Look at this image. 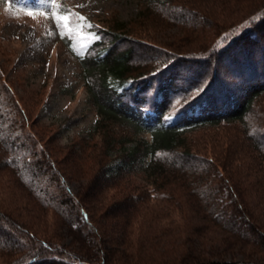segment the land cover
I'll return each mask as SVG.
<instances>
[{"label":"rangeland","instance_id":"374dc122","mask_svg":"<svg viewBox=\"0 0 264 264\" xmlns=\"http://www.w3.org/2000/svg\"><path fill=\"white\" fill-rule=\"evenodd\" d=\"M39 1L13 7L10 0H0V112L13 118L3 127L12 132L22 127L35 143L33 150L45 159L50 155L70 192L97 222L96 229L108 223L102 230L106 248L98 243L102 256L101 249L97 254L92 247L101 228L87 234L89 242L58 212L39 204L3 165L1 145L0 215L20 224L32 242L44 240L99 263L103 259L106 264L264 262V156L238 125L217 124L183 133L178 147L210 163V171L217 174L208 175L212 183L228 186L229 197L238 205L236 219L246 228L244 237L212 219L190 193V177L201 174L188 178L157 169L150 175L133 168L113 173L112 178L104 175L108 162L126 159L135 141H149L150 136L135 133L119 120L97 117L72 55L95 40L97 33H122L133 41L136 57L143 59L149 53L155 57L157 61L136 68L152 75L210 44L220 30L257 10L259 0H173L192 10L200 21L197 27L168 22L143 0ZM182 102L173 96L165 118L168 124L175 121ZM257 104L264 110V94ZM132 195L139 198L135 209L129 206ZM121 214L125 224L116 223ZM143 240L159 244L141 249ZM14 255L0 249V264Z\"/></svg>","mask_w":264,"mask_h":264},{"label":"trees","instance_id":"16d2710c","mask_svg":"<svg viewBox=\"0 0 264 264\" xmlns=\"http://www.w3.org/2000/svg\"><path fill=\"white\" fill-rule=\"evenodd\" d=\"M10 1L13 7L34 5L36 1L40 3L39 0ZM143 1L168 22L192 23L195 27L200 24L190 8L174 4L173 0ZM258 5L257 10L241 18L237 24L220 30L210 44L185 53L155 75L136 69L157 60H153L155 57L150 53L143 57L144 60L136 57L133 41L122 33L109 30L104 31L103 36L97 33L96 39L82 51L72 52L81 67L88 101L97 117L119 120L135 133H148L150 136L149 141H135L126 159L108 162L104 175L112 178L111 175L133 168H140L150 175L157 169V172L181 173L188 178L191 174H201V178L190 177V193L198 198L212 219L242 237L246 228L236 219L240 217L236 212L238 205L229 197L228 186L220 181L212 183L208 175L214 174L216 178L217 174L210 171V163L178 146L183 133L206 126L236 123L244 137L264 156V110L257 104L264 94V0H259ZM63 40L73 50L70 41ZM174 95L183 99V107L175 114V121L168 124L165 118ZM15 115L18 117L19 111ZM12 119L5 112H0V145L5 151L3 165L37 198L39 204L58 212L73 229L87 235L95 230L100 232L101 228V236L98 241L96 237L92 240V247L97 254L101 249L103 256L98 243L105 245L102 230L108 227V223H100L96 229L97 222L88 216L86 208L70 192L64 175L59 173L50 155L46 154L45 159L43 154L34 151L32 145L35 143L30 141L22 127H16L14 132L8 126L3 127L5 122L12 124ZM129 199L130 208L135 209L139 204L138 196L132 195ZM123 219L121 214L116 223L125 224ZM22 228L0 215V249L16 254L6 264H106L103 258V263L95 258L86 260L44 240H40L42 244L32 242L28 235L23 234ZM88 240L90 242L91 238ZM158 244L143 240L139 245L141 249H153ZM184 264L264 262H204L197 259Z\"/></svg>","mask_w":264,"mask_h":264},{"label":"snow or ice","instance_id":"6c2138e0","mask_svg":"<svg viewBox=\"0 0 264 264\" xmlns=\"http://www.w3.org/2000/svg\"><path fill=\"white\" fill-rule=\"evenodd\" d=\"M56 2V0H52V3L54 4ZM153 75H155V73H153ZM197 94H199V92L197 93ZM171 117H169V119H170Z\"/></svg>","mask_w":264,"mask_h":264}]
</instances>
